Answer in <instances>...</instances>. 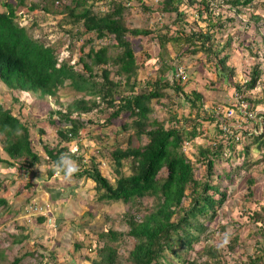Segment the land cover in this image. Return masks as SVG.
Instances as JSON below:
<instances>
[{
    "label": "trees",
    "instance_id": "obj_1",
    "mask_svg": "<svg viewBox=\"0 0 264 264\" xmlns=\"http://www.w3.org/2000/svg\"><path fill=\"white\" fill-rule=\"evenodd\" d=\"M255 1L161 0V7L158 10L162 13L175 14L173 23L177 27L169 35L161 33L159 28L129 27L124 13L127 7L122 2L110 1V9L96 13L92 10L93 1L71 0V3L62 7L65 24L74 25L77 33L91 32L98 38L111 34L115 40V44L107 43L97 48L92 45V37L85 39L84 44H89L88 51L82 52L80 47L81 53L78 58L82 70H78L74 64H68L66 59H60L54 50V44H48L42 37H32L27 29L33 23L22 26L17 21L16 9L26 7V12H29L35 9L36 3L28 7L26 0H15L14 4L10 1L3 3L6 10L0 11V80L11 92V100L14 103L19 102L24 95L46 100L57 98L60 88L67 86L71 90V101L65 104V107L60 106L59 109L50 112V121L58 128L56 134L59 141L68 142L78 136L83 127L91 123H99L95 117H89L84 121L81 119L83 114L96 112L99 115L106 113L109 109L112 111L100 127H105L106 124L111 123L112 119L125 114L130 117V121L123 122L122 128H130L132 135L138 140H141L143 136L146 138L145 142L140 141L137 145H131L128 137L129 142L126 147L114 145L108 152L117 176L114 183L101 174L93 158H91L93 164L90 167H81L84 164L83 158L71 152L67 145L58 147L59 143H57L54 147L43 146L48 159L54 166L48 169L50 177L56 168L65 170L64 157L67 156L75 158L79 163L73 175L91 179L96 191L100 193V200H122L135 206L144 196L154 199L152 206L145 208L141 216L132 212L125 214L124 219L128 229L126 234L134 239V244L126 255L122 256L116 243H112L122 238L125 233L108 229L106 230L108 238L102 246L97 248L96 258L91 260L92 264H119L122 261L129 264H174L167 258L166 252H170L177 260L185 264H232L223 259L224 249L220 244L218 246L209 244L199 250L198 255L204 257L203 261L193 257L186 258L181 248L192 247L199 241L201 234L207 233L208 223L222 212L219 209L228 199L226 188L221 185L222 178L230 181L234 178L235 181L237 178L230 167L229 171L223 169L221 174L217 171L221 161L229 162L233 158L234 160L239 158L241 159L239 168L245 166L246 171L253 170L258 160L249 158L253 151L251 144L255 145L254 148L261 153L264 160V129L260 130L258 121L251 124L254 129L242 131L243 143L239 146H237L238 141L234 140L235 131L231 128L228 130L233 134L229 140L226 138L228 131H224L218 125L226 119L222 112L224 107L233 108L235 112H239L234 99L236 93H242L243 100L249 103L251 108L264 107V97L256 99L249 91L256 87L258 79L262 72L264 73V67L258 60L250 70L249 79H245L242 84L235 83V91L232 93L226 91L228 99L226 97V100H217L211 106L204 107L202 93L185 88L188 81L182 82V79H185L187 74L185 73L183 78V75L177 73L181 59L177 64L169 62L166 44L171 42L173 47L179 48L181 50L179 57L192 58L199 52L200 57L204 56L209 62L220 64V77L224 74L227 78H232V68L226 65L230 55L227 49L231 37L229 36L227 42L222 45L215 38L214 31L223 29L225 19L223 20L219 14L215 15L214 10L226 4L234 13L242 12L243 7H256ZM182 3L187 4L186 8L196 4L198 14H202L199 6H204L207 13L205 29L194 27L196 23L186 22L187 14L185 10L179 8ZM141 5L148 9L144 3ZM43 8L47 12L50 10L46 6ZM262 17L263 15L256 10L251 14L255 22ZM253 27L258 29L257 24H253ZM152 34L156 36L157 41L154 45V56H148V58L154 61L157 58L160 64L154 69V78L146 77L145 80L139 81L138 73L141 64L136 59L132 42L133 39L136 40V37L152 36ZM150 40L154 41L153 37H150ZM262 40L264 42V39ZM250 46L251 41H248L246 48L255 54L256 52ZM115 47L120 50L115 52ZM68 48L71 50V45ZM258 51L260 55L257 53V57L262 56L264 60V49ZM220 54L223 55L220 56ZM149 63L152 62L149 61ZM96 67L98 69L94 73L93 69ZM110 72H114L113 76L122 79H115L110 76ZM137 81L141 86L135 90ZM172 95H175L176 99ZM162 97H167L171 103H178L180 99H183L184 105L189 109L188 115H181V119H178L177 113L169 109L168 119L175 120L177 123L169 127H165L163 121L151 119L149 117L152 113L151 104L154 99ZM192 111L196 112L195 117L190 116ZM53 115L56 117H52ZM204 120L216 121L218 142L198 146L196 159L192 161L183 151L182 144L201 133L196 128L201 126ZM60 123H65L66 126H60ZM106 128L103 133L106 136L117 133L112 128ZM32 147L28 124L22 121L14 108L5 107L0 102V162L13 170L31 168L40 160V156L33 151ZM237 147L240 148L237 149ZM1 152L5 157L1 155ZM248 154L249 156L246 157ZM16 161L20 163L19 167L15 166ZM194 162L205 166L203 179L195 177ZM123 164L129 167V172L126 174L121 170ZM163 168L166 169V174L160 176L159 173ZM213 176L215 179L218 178V183H213ZM247 182V194L252 196V202L259 203V198H256L258 195L255 197L254 189L250 186L255 180L251 177ZM187 189H191V201L188 205H183V199L188 196ZM6 204L5 197L0 195V209ZM263 204H258L259 212L251 210L248 215V219L256 223L255 230L260 236L253 246L254 252L248 255L245 261L234 259L236 264H264ZM223 226L221 225V228H224ZM21 239L22 237H16L14 241ZM226 249L233 257L234 245L228 244ZM20 259L21 256L14 257L6 264H18ZM49 264L60 263L52 256Z\"/></svg>",
    "mask_w": 264,
    "mask_h": 264
},
{
    "label": "rangeland",
    "instance_id": "obj_2",
    "mask_svg": "<svg viewBox=\"0 0 264 264\" xmlns=\"http://www.w3.org/2000/svg\"><path fill=\"white\" fill-rule=\"evenodd\" d=\"M5 1H10L13 4L15 2V0H0V11L6 10L3 5ZM91 1H93L92 10L96 13L110 9V1L122 2L127 7L124 13L125 21L129 27L159 28L161 33L169 35L177 27L173 23L174 13H162L158 10L161 7V0H88V2ZM255 2L256 7H243L244 11L237 13L229 9L226 4L214 10L215 15L219 14L223 20L225 19L223 29L214 31L215 38L222 45L227 42L229 36L231 37L227 49L230 55L226 60V65L232 68V78H227L224 74L220 77V64L209 62L204 56L200 57L199 52L192 58L188 56L179 57L181 50L173 47L171 42L166 44L169 62L177 64L181 59L182 62L179 67H183L187 74L182 82L188 81L186 89H195L202 93L204 107L211 106L217 100H226V97L228 99L227 92L235 91V83L242 84L245 79H249L250 70L257 64L258 60L264 67L262 56L257 57V53L260 55L258 50L264 49V42H262L264 39V0H256ZM32 3L37 4L32 11L26 12V7L16 9L17 21L22 25L27 24V26L33 23L27 29L28 33L34 38L42 37L48 44H54L57 56L60 59H66L68 64H74L78 70H82V65L78 62L81 53L80 47H82V52H87L89 48L88 43L84 44L85 39L92 37V45L97 48L107 43L115 44L111 34L98 38L91 32L89 34L77 33V28L74 25L65 24L66 20L62 7L71 3V0H26L27 7ZM141 3H144L148 9L143 8ZM186 5V3H182L179 6L187 14L186 22L196 23L194 27L205 29L207 13H205L204 6H199L202 14H198L195 8L196 4L194 6L188 5V8ZM43 6L48 7L49 12L44 10ZM211 6L212 2L210 3ZM255 10L263 15L258 22L251 18V14ZM253 24H257L258 29H255ZM150 37H153L154 41H151ZM156 41L154 34L133 39L135 56L138 63L141 64L138 73L139 81L145 80L146 77L154 78V69L160 64L159 59L156 58L154 61L148 58V56H154L153 50ZM248 41H251L250 47L256 52L255 54L246 48ZM69 45H71V50L68 48ZM119 50L117 47L114 48L115 52ZM97 69V67L93 69V72L95 73ZM113 73L110 72V76H113ZM0 86L3 87L4 85L0 83ZM140 86L137 81L135 90H138ZM249 91L256 99L264 97L263 72L256 83V87L249 89ZM58 92L57 98L46 100L24 95L21 96L19 102L14 103L8 90L0 89V102L5 107L14 108L22 121L28 124L33 151L40 156L39 162L28 169H8L6 164L0 162V195L5 197L7 201L6 206L0 209V253H2L0 264H6L14 257L19 256L21 259L18 264H49L52 256L60 264H92L91 260L96 258L97 248L102 246L108 238V234H106L108 229L125 233L122 238L112 242L118 246L119 253L125 256L134 244V239L126 234L128 229L124 219L125 214L132 212L141 216L145 208H150L154 202L153 197L150 196L139 199L135 206L122 200H100V193L96 191L91 179L73 175L75 167L79 165L75 158L65 156V170L61 171L56 168L51 177L48 175V169L54 166L48 159L43 148L44 145L49 147H54L57 143H59L58 147L67 145L71 152L75 155H81L83 158L84 164L81 167H90L93 164L91 159L93 158L101 174L107 177L111 183H114L117 176L108 152L113 149L114 145L126 147L129 142L128 137L131 145L146 141L144 136L141 140L136 139L130 128H122L123 122L130 121V117L125 116V114H120L118 118L112 119L111 123L106 124L105 127H100L101 123H105L104 120L112 109L99 115L96 112L83 114L81 119L84 121L89 117H95L99 123L95 122L83 127L79 135L68 142L59 141L56 134L58 128L56 124L51 123L50 112L59 109L60 106L65 107V104L71 101L72 96L71 90L67 86L60 88ZM172 96L176 99L175 95ZM184 104L183 99H180L178 103H171L167 97L154 99L151 104L152 113L149 117L163 121L165 127L176 125L175 120L168 119L167 111L172 110L177 113L178 119H181V115H188L189 112L188 107ZM225 110L226 108L223 111ZM195 113L192 111L190 116L195 117ZM52 117L56 116L53 115ZM62 125L64 126L65 123H60V126ZM106 127L116 130L117 133L106 136L103 134ZM215 127H217L215 121L204 120L201 126L196 128L201 133L182 144L183 151L192 161L196 159L198 146H207L209 143L217 141L218 132ZM250 146L253 151L249 158L254 161L258 160L254 164L253 170L246 171L245 166L239 168L241 166V159L239 158L235 160L233 158L229 162L222 160L219 167L217 166V171L220 174L223 169L229 171V167L232 168L231 172H235L237 179L234 181V178L230 181L222 178L221 185L226 188L228 199L219 209L222 212H219L215 219L208 223L207 233L201 234L199 241L195 242L192 247L184 246L181 248L186 258L193 257L197 258L198 261H203L204 257L199 256L198 251L209 244L217 246L220 244L224 249L223 259L232 264H236L234 259L245 261L247 256L254 252L253 246L260 236L255 230L256 223L249 220L248 215L251 210L259 212L258 204L264 203V160L261 153L254 148L255 145L251 144ZM239 148L237 147V149ZM238 156L242 157L241 155ZM248 156L249 154L246 155V157ZM3 157L5 156L3 155ZM19 165L20 163L16 161L15 166L19 167ZM193 165L195 177L203 179L205 166L196 162ZM121 170L124 174L128 173V165L123 164ZM165 174L166 169L163 168L159 175L164 176ZM251 177L255 182L250 186L254 189L255 197L258 195L256 198H259V203L252 202V196L247 194V181ZM212 181L218 183V178L215 179L213 176ZM190 192L191 189L186 190L188 196L183 199V205L190 203L192 196ZM215 195L217 197V194ZM40 218L42 219L39 220ZM221 225H224V228H221ZM16 237H22V239L15 242L14 238ZM228 244L234 245L233 257L227 252ZM166 255L174 264H185L183 261L177 260L170 252H166ZM119 264L129 263L122 261Z\"/></svg>",
    "mask_w": 264,
    "mask_h": 264
},
{
    "label": "built area",
    "instance_id": "obj_3",
    "mask_svg": "<svg viewBox=\"0 0 264 264\" xmlns=\"http://www.w3.org/2000/svg\"><path fill=\"white\" fill-rule=\"evenodd\" d=\"M177 73L183 75V78L185 77V71L183 67H178ZM234 98L239 112H235L233 108L224 107L226 110L223 111V108L222 112L224 113V117H226V119L218 125L220 128H223L224 131H228L230 128L235 131L234 140L238 141V146L243 143L242 131L254 129V127L251 125L254 121H258L260 130L264 129V107L251 108L252 106L243 100L241 93H236ZM232 135L233 134L229 133L228 131L226 138L230 140Z\"/></svg>",
    "mask_w": 264,
    "mask_h": 264
},
{
    "label": "clouds",
    "instance_id": "obj_4",
    "mask_svg": "<svg viewBox=\"0 0 264 264\" xmlns=\"http://www.w3.org/2000/svg\"><path fill=\"white\" fill-rule=\"evenodd\" d=\"M20 25H22V24H20ZM22 26H24V25H22ZM186 73V72H185ZM0 83H2L3 85H4V83L2 82V80H0ZM0 89H2V90H7V88L5 87V85L3 86V87H1L0 86ZM19 93H20V91L19 90H17ZM9 92V91H8ZM9 95H10V97H11V92H9ZM239 146V145H238ZM70 171H73V170H70Z\"/></svg>",
    "mask_w": 264,
    "mask_h": 264
}]
</instances>
